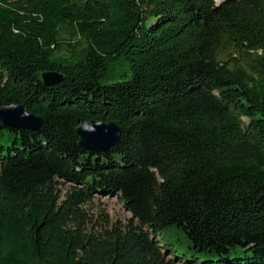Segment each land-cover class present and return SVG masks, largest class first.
<instances>
[{
  "label": "trees",
  "instance_id": "trees-1",
  "mask_svg": "<svg viewBox=\"0 0 264 264\" xmlns=\"http://www.w3.org/2000/svg\"><path fill=\"white\" fill-rule=\"evenodd\" d=\"M12 104L43 123L0 120V264H264V0H0ZM78 118L118 122L112 154ZM96 194L133 217L92 223Z\"/></svg>",
  "mask_w": 264,
  "mask_h": 264
},
{
  "label": "water",
  "instance_id": "water-1",
  "mask_svg": "<svg viewBox=\"0 0 264 264\" xmlns=\"http://www.w3.org/2000/svg\"><path fill=\"white\" fill-rule=\"evenodd\" d=\"M224 1H220L218 4ZM42 78L45 84L53 85L59 83L64 76L59 71L46 70L42 73ZM0 120L6 126L29 130H38L43 123L42 117L32 113L22 104L3 106L0 109ZM76 133L80 147L106 155L113 153L123 136L122 127L118 122L89 118L77 119Z\"/></svg>",
  "mask_w": 264,
  "mask_h": 264
},
{
  "label": "rangeland",
  "instance_id": "rangeland-1",
  "mask_svg": "<svg viewBox=\"0 0 264 264\" xmlns=\"http://www.w3.org/2000/svg\"><path fill=\"white\" fill-rule=\"evenodd\" d=\"M220 1L223 0H217V2ZM61 187L67 191L71 185L63 184ZM84 209L91 216L92 223L98 225L103 223L106 217L110 222L122 221L123 223H128L133 217V214L116 195L96 194L94 199L85 205ZM165 238L176 244L175 247L178 252L188 256L193 255L184 232L178 230L167 232Z\"/></svg>",
  "mask_w": 264,
  "mask_h": 264
}]
</instances>
